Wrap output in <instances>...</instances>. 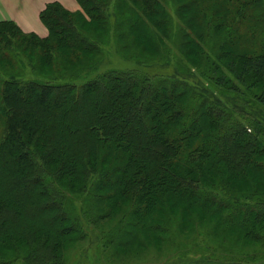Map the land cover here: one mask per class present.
Returning a JSON list of instances; mask_svg holds the SVG:
<instances>
[{"label":"trees","instance_id":"trees-1","mask_svg":"<svg viewBox=\"0 0 264 264\" xmlns=\"http://www.w3.org/2000/svg\"><path fill=\"white\" fill-rule=\"evenodd\" d=\"M76 1L80 11L45 4V36L0 21V264H59L83 236L77 199L99 219L130 208L122 243L198 233L186 264H264V134L247 130L256 121L156 66L98 67L114 26L118 50L160 55L174 42L184 71L194 65L210 86L264 108V0H130L126 22L123 0Z\"/></svg>","mask_w":264,"mask_h":264},{"label":"rangeland","instance_id":"rangeland-1","mask_svg":"<svg viewBox=\"0 0 264 264\" xmlns=\"http://www.w3.org/2000/svg\"><path fill=\"white\" fill-rule=\"evenodd\" d=\"M37 1L39 3L40 0H35L32 3H29L27 0H21L18 2L11 0V2L0 3V21L12 20L23 32L30 33L26 31H32L33 33H37V35L39 36H43L42 33H44L45 27L38 18L39 14H36L34 10ZM59 1L63 2H60L61 5L70 12L81 10V7L76 0L73 5L75 6L76 3L77 9L75 10H73L74 8L72 7L73 0ZM163 1L165 4V9L167 2L172 0ZM126 6H128V9L121 16V19L124 22L131 19L134 15L130 0H123V11L125 10ZM167 7L169 14L173 18V20L176 21L174 5H172L171 8L169 5ZM136 11L137 10H135V13ZM111 12L113 14L115 13V7L113 5L109 7V15H111ZM10 13H13L14 16L18 18L10 19ZM3 17H7L9 19H4ZM114 18L115 16L110 21L113 22ZM242 23L243 24L241 26V31L244 32V20L242 21ZM113 27L114 26H112L108 30V33H110V39L108 43H106L107 39L101 43V47L103 49V59L102 62L98 64L99 70H103L109 67H135L141 70H150L153 66H156V68L160 69L158 72L162 74H168L169 76H175V78H178L189 84L190 86L195 87L198 92H204L205 95H211L212 98H218L219 101L228 108L227 110L231 114L236 115L237 113H239V111H233H235L237 108L242 109L250 118H253L256 121V124L254 125L247 124L249 126L247 127V130L253 131L254 127L257 126L258 133L260 135L264 134V108L259 104L253 102L251 96H248L243 92L229 90L227 89V86V88L210 86L199 75L200 69L197 70L194 65L193 69L190 72L184 71L187 64L186 61L188 60L181 56L182 54L180 53V51L178 53L176 50H173L176 49L175 47H172L176 46L174 42H169L170 49L168 53L162 52L160 55H158L157 53L156 55H151V57L146 56L143 53H139V50L136 47H133L131 49V55L127 54V52L123 50V52L127 54L124 55L122 50H118V47L121 48L122 41H116L114 37ZM212 35L213 34H210V36ZM105 38H107V36ZM211 43L213 44L214 40H211ZM245 46L246 44L243 42L240 47L243 48ZM158 49L162 50L163 46L159 45ZM213 51L217 52L216 49H214ZM209 52H211V50H209ZM143 57H146L144 61H142L141 59ZM180 58H183L181 59V62H179ZM146 61H153L154 63L150 66H145L144 62ZM8 72V66L5 68L0 67V77H7ZM31 72L32 71L30 70V66H28L24 76L34 77ZM204 82H206L208 85ZM2 128L3 125L0 124V135ZM73 203L78 207V211L76 214L82 226L81 230L83 236L66 245L58 253L59 264H168V262L172 260H177V262H174L172 264H186L185 256L189 254L192 242L195 241L197 245H202V240L204 239V236H199V234L196 233L193 239H178L172 245H167V243L161 241L159 243H156L152 240L149 242H143L144 245L140 246L139 243L136 242L137 236H135L134 238L132 237L129 240L131 244L125 242L122 243L121 234L123 232V229L128 228L127 224L135 220L134 215H131L130 208H126L123 211H116L113 209V211L108 213V218L99 219L98 213L95 211L96 208L94 206H89L91 208L86 210V214H84V210L82 209V199H77ZM101 206H103L101 208H105L106 210L104 213L110 211V206L104 204H102ZM166 210L170 211L168 208ZM100 212L103 211L100 210ZM176 214L180 218L181 210H178ZM184 219L187 221L186 218ZM178 222L179 220L177 221V223ZM116 233L118 240L116 239ZM157 236L159 235L157 234ZM184 250H188V253L186 255H182V252ZM12 257H14V254L9 255V258ZM217 263L234 264L224 259ZM13 264L23 263L22 260L19 259Z\"/></svg>","mask_w":264,"mask_h":264},{"label":"crops","instance_id":"crops-1","mask_svg":"<svg viewBox=\"0 0 264 264\" xmlns=\"http://www.w3.org/2000/svg\"><path fill=\"white\" fill-rule=\"evenodd\" d=\"M15 2H18V1H21V0H14ZM29 3H32V2H34L35 0H27ZM50 1H54V0H40L39 1V3H38V1H37V4H36V6H35V8H34V10H35V13L37 14H39V12H40V10L44 7V5H45V3H47V2H50ZM55 1H59V0H55ZM71 1V0H70ZM6 2H11V0H0V3H6ZM59 2H61V1H59ZM74 2H75V0H73V4H72V7L74 8L73 10H75V9H77L76 8V3H75V6H73L74 5ZM61 3H63V2H61ZM11 14V16L9 17L10 19H15V18H18V17H16V16H14V14L13 13H10ZM4 19H9V18H7V17H3ZM39 18V17H38ZM26 32H32V31H26ZM35 33V32H34ZM46 33H47V30H46V28H45V30H44V33H42V35L43 36H45L46 35ZM37 34V33H36Z\"/></svg>","mask_w":264,"mask_h":264}]
</instances>
